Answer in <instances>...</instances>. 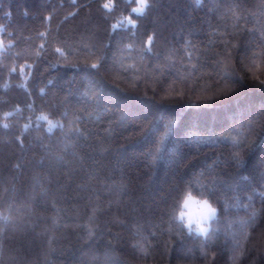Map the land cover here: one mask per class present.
<instances>
[{
	"label": "trees",
	"instance_id": "16d2710c",
	"mask_svg": "<svg viewBox=\"0 0 264 264\" xmlns=\"http://www.w3.org/2000/svg\"><path fill=\"white\" fill-rule=\"evenodd\" d=\"M149 3L0 0V264H264V0Z\"/></svg>",
	"mask_w": 264,
	"mask_h": 264
},
{
	"label": "snow or ice",
	"instance_id": "6c2138e0",
	"mask_svg": "<svg viewBox=\"0 0 264 264\" xmlns=\"http://www.w3.org/2000/svg\"><path fill=\"white\" fill-rule=\"evenodd\" d=\"M73 2H75V0H73ZM197 4L200 5L203 3V0H196ZM140 3V7L134 9V13L136 14L137 17L143 18L145 17L148 12L152 9L153 5L149 3V0H139ZM104 7L107 9L109 7L108 4H105ZM133 26L135 27V21H130ZM149 43H151V37L149 38ZM151 49H146V51H150ZM59 51V49L57 50ZM93 68H96L97 65L93 64L92 65ZM262 83H264V81H262ZM10 115V114H5ZM38 119H42V120H47V116H40L38 117ZM49 125H52L51 121H48ZM53 127L55 125H52ZM5 128L9 127V125L5 124L4 125ZM28 125H25V128H27ZM51 130V128L49 129ZM77 131H79V129H77ZM234 143H237L236 141H234ZM233 160H238L239 156L238 155H234L232 157ZM203 176V174H201ZM244 180H246L247 178H242ZM199 184V181H192L189 184V187L196 191L197 193H199L200 195H207L209 198L211 199H215V197L217 196V192H216V188L218 187V185L220 184L219 181H210L208 183H205L203 185H201L200 187H197V185ZM211 185V186H209ZM235 199H239V197H235ZM193 201V196L191 192H188L186 194V197L183 201L184 203V207L187 208L189 206V203ZM200 207L202 209V212L198 215V216H192L190 213H185L183 211H181L179 213V216H175L173 215L171 217L172 220H179L180 224L182 225L183 228L187 229V233L186 235H192L195 234L196 236H203L205 238L208 237L209 235V225L208 222L210 220L216 219L217 217V208L213 207L212 203L209 202V199H203L200 202ZM256 213H253V218H255ZM5 219H7V217H5ZM241 225L243 226L244 223L246 222H240Z\"/></svg>",
	"mask_w": 264,
	"mask_h": 264
},
{
	"label": "rangeland",
	"instance_id": "374dc122",
	"mask_svg": "<svg viewBox=\"0 0 264 264\" xmlns=\"http://www.w3.org/2000/svg\"><path fill=\"white\" fill-rule=\"evenodd\" d=\"M138 2H139V0H138ZM138 7H140V3L136 7H134V9H136ZM0 32H1V30H0ZM3 48H4V43L2 42V39L0 37V49H3ZM192 196H193V201L189 203V206L187 208L184 207L183 201H184V199H185L186 196L184 197V199L182 201V205H181V209H180L179 213L181 211H183L185 213H190L192 216L195 217V216H198L202 212V209L200 207V203L199 202L201 200H203V199H206V198L197 197V196H195L193 194H192ZM213 207H215V206H213ZM211 221L212 220H210L208 222V225L210 227H211ZM210 227H209V229H210Z\"/></svg>",
	"mask_w": 264,
	"mask_h": 264
}]
</instances>
